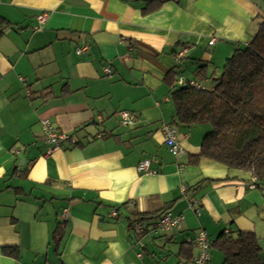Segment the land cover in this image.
<instances>
[{"label":"crops","instance_id":"0c3cea01","mask_svg":"<svg viewBox=\"0 0 264 264\" xmlns=\"http://www.w3.org/2000/svg\"><path fill=\"white\" fill-rule=\"evenodd\" d=\"M145 1L0 0V264H193L198 230L211 242L254 233L264 264V182L249 189L250 171L190 162L205 127L175 126L178 156L160 130L174 116L168 71L218 72L256 29L262 0H163L143 13ZM122 110L135 117L129 127L119 125ZM44 119L80 144L49 151ZM143 159L157 172H139ZM151 197L182 219L138 235L130 210L147 213ZM223 262L211 248L208 264Z\"/></svg>","mask_w":264,"mask_h":264},{"label":"trees","instance_id":"16d2710c","mask_svg":"<svg viewBox=\"0 0 264 264\" xmlns=\"http://www.w3.org/2000/svg\"><path fill=\"white\" fill-rule=\"evenodd\" d=\"M262 3L264 5V0ZM162 4L163 0H146L142 12L157 10ZM1 20L4 19H0V35L4 31ZM184 57L185 54L176 61ZM104 67H108L110 73L109 76L103 73L111 77V68ZM205 69V65L196 67V79H184L174 68L166 74L174 108L171 124L209 125L199 154L191 157L190 162L197 163L204 157L229 169L250 171L257 177L258 187L264 182V13L258 18L248 42L237 44L218 72L206 78ZM204 80L209 81L204 83ZM191 81L195 84H190ZM70 136L74 138L71 146L80 144L77 138ZM149 201L151 207L145 214L130 210L129 228L136 229L137 225L159 219L168 212V208L156 203L154 198ZM213 247L223 253L224 264H263L258 240L252 232L221 233L211 242Z\"/></svg>","mask_w":264,"mask_h":264},{"label":"built area","instance_id":"2783aa9c","mask_svg":"<svg viewBox=\"0 0 264 264\" xmlns=\"http://www.w3.org/2000/svg\"><path fill=\"white\" fill-rule=\"evenodd\" d=\"M47 18L46 12H41L36 16L37 25L34 26V30H39L41 25L44 24L45 20ZM214 38L210 39L208 42L209 44H213ZM88 49L87 46L78 48L76 50L77 55L82 54L84 51ZM186 50L181 49L176 55L175 59L179 61L185 54ZM104 73L109 76L110 69L108 67H104L103 69ZM181 79L178 80V83H181ZM190 84H195L193 81L190 82ZM158 104V103H157ZM134 115L128 110H122L118 112V121L119 125L123 127H129L134 122ZM41 128H42V135H43V142L48 145L49 151H55L63 148L64 144L72 145L74 143V138L70 135L58 131L51 121L48 119H44L41 121ZM160 130L163 135L164 142L168 146L169 150L175 155L178 156L183 152V148L181 146L180 141L177 138L176 135V127L170 123H162ZM152 160L151 159H143L141 160L137 165V170L139 172L143 173H155L156 170H152L151 165ZM258 179L255 175L252 174V178L250 182L247 184V188L254 189L256 188V183ZM181 190L183 191L184 188L181 187ZM190 207H192V202L189 204ZM114 216H116V212H112ZM67 210H63L61 217L64 219L67 216ZM182 219V216H174L172 217L169 213L164 214L161 216L157 221H155L153 224H151L148 228H143L142 226H137L138 234H161L168 232L173 227H177ZM137 231V230H136ZM190 243L194 245V247L197 249V252L193 258V264H208L210 259V251H211V241L209 240L207 233L204 230H198L191 239H189ZM136 245L139 247L143 246V243L140 242V239L138 242H136ZM140 255V254H139Z\"/></svg>","mask_w":264,"mask_h":264},{"label":"rangeland","instance_id":"374dc122","mask_svg":"<svg viewBox=\"0 0 264 264\" xmlns=\"http://www.w3.org/2000/svg\"><path fill=\"white\" fill-rule=\"evenodd\" d=\"M116 115H117V117H118V113H116ZM119 120V119H118ZM196 126H199V127H205L206 129H209L210 128V126L209 125H202V124H198V125H196Z\"/></svg>","mask_w":264,"mask_h":264}]
</instances>
